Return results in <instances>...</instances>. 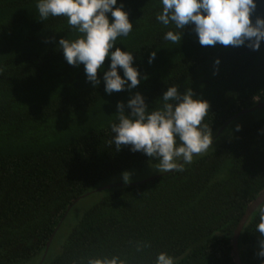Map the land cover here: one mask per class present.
<instances>
[{"label":"trees","instance_id":"obj_1","mask_svg":"<svg viewBox=\"0 0 264 264\" xmlns=\"http://www.w3.org/2000/svg\"><path fill=\"white\" fill-rule=\"evenodd\" d=\"M120 3L133 30L116 47L133 52L134 66L148 79L108 95L102 81L96 88L86 81L83 65L64 60L58 40L77 35L65 18L41 21L36 0H0V264H81L104 255L154 264L159 252L175 264H235L233 231L264 189V114H256L264 105L231 117L255 106L254 95L264 102V42L259 51L201 46L187 26L181 42L171 43L164 39L170 29L155 18L159 0ZM256 16L264 17V0H257ZM172 85L190 87L209 102L204 123L212 146L182 171L96 190L153 161L110 145L117 101L140 92L153 106ZM93 191L100 198L51 256L68 211ZM261 204L239 235L242 264H260L255 226Z\"/></svg>","mask_w":264,"mask_h":264},{"label":"clouds","instance_id":"obj_2","mask_svg":"<svg viewBox=\"0 0 264 264\" xmlns=\"http://www.w3.org/2000/svg\"><path fill=\"white\" fill-rule=\"evenodd\" d=\"M159 3L160 11L155 18L170 29L164 39L171 43L181 42L187 26L192 27L201 46L220 44L259 51L264 42V17L252 18L257 0H159ZM36 10L41 21L63 17L75 30L74 39L58 40V49L67 64L83 65L86 81L93 88L102 81L104 92L111 95L130 91L148 79L147 74L141 75L134 66L133 52L116 47L118 38L127 37L133 30L129 13L118 0H36ZM155 57L156 52H150L148 63ZM219 63V59L214 61L216 65ZM98 73L102 75L98 77ZM252 99L259 102L261 96L254 95ZM115 108V120L109 124L110 145L116 151L127 146L133 153L141 152L155 161L159 172L182 171L194 155L206 152L213 144L211 128L204 123L210 104L190 87L180 91L176 85L168 86L153 106L136 92L126 102L117 101ZM258 215L255 227L260 235L255 255L264 264V204L259 206ZM81 264H127V261L119 255H104L88 257ZM154 264H175V260L168 253L159 252Z\"/></svg>","mask_w":264,"mask_h":264},{"label":"rangeland","instance_id":"obj_3","mask_svg":"<svg viewBox=\"0 0 264 264\" xmlns=\"http://www.w3.org/2000/svg\"><path fill=\"white\" fill-rule=\"evenodd\" d=\"M260 109V108H259ZM263 111H260L257 114V117L264 114V107L261 108ZM245 121V119L243 120ZM240 123H242L240 121ZM124 172H128L130 177L127 173L123 174ZM120 172L109 179L108 184L116 183V182H136L143 179H146L152 175L162 173L159 172V170L156 168L155 161H150L144 165H141L139 167H132L127 171ZM123 175L126 177L123 180ZM100 191H93L90 194H87L83 197H81L68 211L64 221L62 222L61 226L59 227L55 240L52 246L51 256L58 253L60 250L61 243L65 240L67 234L70 232V229L79 217L84 213L86 209H88L91 205H93L99 198H100ZM14 264H35V259L28 260L23 263H14Z\"/></svg>","mask_w":264,"mask_h":264},{"label":"water","instance_id":"obj_4","mask_svg":"<svg viewBox=\"0 0 264 264\" xmlns=\"http://www.w3.org/2000/svg\"><path fill=\"white\" fill-rule=\"evenodd\" d=\"M264 105V102H258L255 106L251 107V108H243L241 109L239 112H237L234 116L231 117V119H233L234 117L246 113L248 111H251L257 107H261ZM166 172H162L159 174H163ZM159 174H155L152 175L146 179H152L155 176L159 175ZM122 182H116V183H112V184H105L103 186L98 187L96 190H103V189H108L111 188L112 186H116V185H120ZM82 197V196H81ZM80 198V197H79ZM264 201V189L247 205L244 213L242 214L240 220L238 221L233 234H232V238H231V242H232V254H233V259L235 264H242L241 260H240V256H239V252H238V239H239V235L240 232L242 230V227L244 225V223L246 222V220L248 219V217L250 216V214L254 211V209H256V207H258V205ZM53 233L50 237V239L47 241L46 243V249H48V246L50 244V241L52 239Z\"/></svg>","mask_w":264,"mask_h":264}]
</instances>
